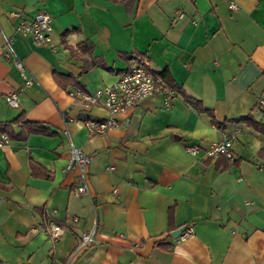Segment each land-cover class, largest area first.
Wrapping results in <instances>:
<instances>
[{"label":"crops","instance_id":"crops-1","mask_svg":"<svg viewBox=\"0 0 264 264\" xmlns=\"http://www.w3.org/2000/svg\"><path fill=\"white\" fill-rule=\"evenodd\" d=\"M39 9L52 18L54 47L15 34L8 16L31 20ZM0 29L35 79L18 107L6 103L22 79L0 33V125L21 114L52 133L0 146V264H65L92 231L68 264H264V130L253 125L264 127V0H0ZM132 56L173 89L171 107L156 94L89 134L84 121L108 112L68 92L113 84ZM93 60L102 65L83 71ZM228 133L232 163L185 151ZM72 145L90 160L80 195L78 168L64 170ZM53 224L63 230L55 241ZM184 225L192 233L173 238Z\"/></svg>","mask_w":264,"mask_h":264},{"label":"built area","instance_id":"built-area-1","mask_svg":"<svg viewBox=\"0 0 264 264\" xmlns=\"http://www.w3.org/2000/svg\"><path fill=\"white\" fill-rule=\"evenodd\" d=\"M236 7V4L233 2L229 4V8L231 9H235ZM8 16L12 20H15V34L23 37L28 36L34 42L54 47L50 36L52 18L45 9H39L31 20L25 18L22 10H11L8 12ZM183 17L184 14L182 12H175V18L181 19ZM0 33L3 40L1 45L2 56L5 61L16 68L22 79V84L19 88L13 89L5 95V101L11 107H18L19 93L25 87L31 86L35 82V79L27 70L22 58L16 54L13 48V38L6 35L1 29ZM68 93L70 96L81 100L85 105L100 104L107 110L108 116L104 119H87L84 121L83 125L89 134L103 133L114 128L117 125L119 115L134 108L145 98L156 94L162 95L163 106L169 109L175 95L173 89L164 84L151 71L147 58L142 56H132L129 69L121 74L113 84L97 89L94 93H88L80 88H73ZM257 105L264 109V98H259ZM234 138V133H228L223 135L222 139L212 142L204 148L198 145H186L185 151L190 155H196L202 150L207 157L224 156L232 163L234 160L232 152ZM8 141V138L2 135L0 137V146L7 144ZM89 162L90 160L87 154L80 148L71 146L70 157L64 170H70L74 167L78 168L80 175L76 192L79 195L88 190L86 169L89 166ZM109 169H112V167ZM62 232L61 226L53 224L48 231V236L51 240L55 241L59 239ZM191 233V228L186 226V229L177 238L184 239ZM93 234L94 231L81 236L75 248L68 255L65 264H68L80 252L93 244Z\"/></svg>","mask_w":264,"mask_h":264},{"label":"trees","instance_id":"trees-1","mask_svg":"<svg viewBox=\"0 0 264 264\" xmlns=\"http://www.w3.org/2000/svg\"><path fill=\"white\" fill-rule=\"evenodd\" d=\"M81 46L83 48H85L86 42L85 41L82 42ZM94 65H100L101 66L102 63L100 60H93L92 62H90V64L87 65V67H85L83 69V71H87L90 66L92 67ZM184 99L189 105H191L192 107L197 109L199 112L207 113L210 116L211 123L217 129L223 128V126L215 120L212 111L204 108L201 105L200 100H197V99L192 98L190 96H185ZM245 121L248 122L250 120L245 119ZM253 125L258 130H264V127L260 126V124H258V123L254 122ZM14 126H17V129H18L17 132H15ZM32 133L42 134V135L52 134L51 131L46 129L40 123L35 122V121H30V120L24 118L21 114L16 119H14L12 122L0 125V135H5L7 138L14 139V140L24 141L27 138V136L29 134H32Z\"/></svg>","mask_w":264,"mask_h":264},{"label":"water","instance_id":"water-1","mask_svg":"<svg viewBox=\"0 0 264 264\" xmlns=\"http://www.w3.org/2000/svg\"><path fill=\"white\" fill-rule=\"evenodd\" d=\"M185 229H186V225L180 226L179 228L171 232V236L173 238H177Z\"/></svg>","mask_w":264,"mask_h":264}]
</instances>
